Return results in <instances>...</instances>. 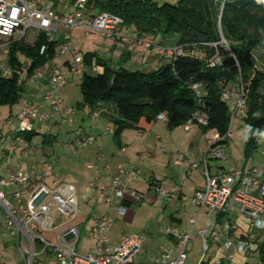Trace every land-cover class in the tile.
<instances>
[{"label":"built area","instance_id":"built-area-1","mask_svg":"<svg viewBox=\"0 0 264 264\" xmlns=\"http://www.w3.org/2000/svg\"><path fill=\"white\" fill-rule=\"evenodd\" d=\"M86 0H73L71 13L58 15L52 1L42 0H0V76L10 77L12 70L7 66L6 60L9 45L20 41L32 44L40 33L46 35L48 42L56 40L59 26L65 28L62 45L56 54L63 56L69 54L72 60L64 69L54 61L50 62L48 69L49 89L42 100L50 108V113H41L38 107L26 102L22 107L8 114L5 118L0 113V133L3 126H7L8 140L21 146L22 156L29 157L36 154L37 149L31 144L28 135L33 132L35 122L46 121L52 114H58L65 121L71 118L75 110L63 104L60 89L67 84L70 75L81 76L83 61L79 51L72 47L71 34L79 29L87 33H97L111 40H120L127 44L129 51L133 50L130 39L116 36L115 30L123 25V20L106 12L86 20L83 9ZM30 36L33 41H30ZM144 47L152 55H160L171 63L181 56L180 47H165L160 44L143 42ZM46 52V45H42L39 54ZM209 67L220 64L218 55L207 60ZM19 73V72H18ZM34 74L27 79L24 71H20L18 84L28 80H37ZM240 90L229 89L221 93V99L227 103L231 113V121L243 118L245 115L244 93ZM191 89L199 93L200 85L193 84ZM91 119L99 118L97 112H90ZM165 114H159L156 120L166 121ZM206 117L195 115L182 126L184 131H189L192 126H205ZM229 135V130L227 136ZM79 143L91 142L92 136L76 134ZM215 140L207 149V157L213 160H226L224 153V137L212 135ZM1 147V146H0ZM6 158L4 149L0 148V160ZM179 160H187L191 168H196V163L184 155H178ZM41 163H44L42 160ZM203 174L205 185L203 189L194 193L192 202L199 212L221 213L236 211L249 220L251 229L264 231V179L257 176L256 170H247L242 167L233 168L227 172L218 171L211 173L208 168L207 158L203 160ZM134 168L129 172L133 175ZM121 174L125 172L120 171ZM53 178L48 186L44 180ZM100 186L106 194L105 205L111 207L113 199L119 201L118 213L124 215L126 205L139 201V196L134 190L124 187L119 177L114 178L108 186L102 183H89V188ZM15 187L6 192L5 189ZM173 188L165 191L156 188L161 196L170 197L176 193ZM9 196H11L9 198ZM80 208L76 188L73 184L60 177H53L52 166L45 165L40 173L30 170L28 173L17 171L8 176L0 175V220L3 234H8L14 239L24 264H34L37 258L46 260L48 264H132L135 256L142 253L143 238L139 234L122 235L114 244L108 242L107 234L113 223L112 218L106 214L93 220L90 233L94 240V252L86 254L77 251L81 231L79 229ZM195 219L189 220L192 227ZM227 231V229H226ZM165 234L176 241L174 249L163 251L153 264H185L187 260L186 247L192 239L191 233L181 234L174 226L165 229ZM222 231L213 228L198 231L201 238V254L197 264H228L235 254L254 253L258 244L253 242V237L236 242L226 239L223 242L225 257L221 260L210 258V241H215L221 236Z\"/></svg>","mask_w":264,"mask_h":264},{"label":"trees","instance_id":"trees-1","mask_svg":"<svg viewBox=\"0 0 264 264\" xmlns=\"http://www.w3.org/2000/svg\"><path fill=\"white\" fill-rule=\"evenodd\" d=\"M68 3L72 5L73 0ZM82 12L86 20L103 12L116 15L139 37L176 36V47L182 49L181 56L171 63L149 72L112 68L95 52L82 56L81 102L77 108L93 110L103 103L111 104L113 138L125 130H141V119L152 123L159 114L166 115L169 130L200 115L207 119L205 126H199L203 133L213 130L224 137L225 144L230 112L221 93L239 91L242 86V121L249 132L244 159L257 151L264 135V0H177L175 4H159L157 0H86ZM46 39L40 33L33 45L20 41L9 45L6 64L13 73L10 77L0 76V107H7L8 114L25 92V83L18 84L20 71L30 79L56 57L60 40ZM42 45H46V52L40 55ZM215 55L220 64L209 67L207 60ZM97 67L102 71L94 72ZM193 84L200 85L198 94L191 89ZM33 136L30 133L27 137L30 140ZM47 136L43 135V145L54 141ZM258 250L260 263L264 264V241Z\"/></svg>","mask_w":264,"mask_h":264},{"label":"crops","instance_id":"crops-1","mask_svg":"<svg viewBox=\"0 0 264 264\" xmlns=\"http://www.w3.org/2000/svg\"><path fill=\"white\" fill-rule=\"evenodd\" d=\"M69 14V13H68ZM62 15V14H60ZM66 15V14H65ZM130 43L133 46V50L129 51L127 48V44L116 39L113 40L114 44L117 42H121L126 45V50L135 60L137 59L140 61L142 66L141 71L149 72L156 70L162 64L168 63L169 61L164 59L160 55H152L143 45V41H146L145 38L137 36L136 40L131 38ZM162 39L160 42L156 44H160L165 47H176V38L174 40H169L166 45H163ZM155 43V42H154ZM96 54L97 51L94 50ZM100 54H98L99 56ZM64 56V55H63ZM145 57H147V61L144 62ZM63 65L66 61V58L63 59ZM153 69V70H152ZM130 70V69H128ZM94 72H101V68L97 67L93 69ZM78 77L80 82V76L78 75H70L68 76L67 80L71 81L74 78ZM39 84L34 85L32 91L33 93L28 95L29 99L26 102H31L38 107V111L41 113H50V108L47 104H45L42 100L43 96L47 93L49 89V75L48 73L43 76L41 79H37ZM68 84V83H67ZM67 84L63 86L58 94L61 96L63 91L67 90ZM63 100V99H62ZM65 101V99H64ZM63 104L71 109H74L75 112L71 116L70 119L65 121L61 118L58 114H52L46 121L43 122H35L34 130L32 134L35 135H49L47 136L48 139L52 140L54 137L48 133L47 129L49 128L50 131L59 127L60 124H73L77 119L81 120L82 122L85 118L89 116L90 112H97L99 114V118L96 120L91 119L92 123V131L95 132L94 140L91 142L86 143H79L76 136H75V144L80 148V152L75 149V153H80V156L75 159H71L69 165L70 169V180L71 183L76 188L78 204L80 208V219H79V229L82 231L84 227L89 226L92 224L93 220L98 219L106 214H108L112 220L120 218L124 219L125 217H129L131 213V208L133 205H137L140 203L147 204L154 208L155 212L156 208H162L170 206L174 212H171L168 216L169 218V226H174L178 229L181 234L191 233V236L196 230V234L198 235V231L202 228L206 230H210L213 228H217L222 231L223 234L215 240L210 241V258L211 260L213 257L218 259H223L227 254L225 250H223V242L226 239H230L233 242L239 240L248 239L249 236L253 237V242L260 245L262 241H264V231H256L250 228L249 220L245 217L241 216L236 211H225L221 213H207L206 211H201L197 209V207L193 204L192 199L194 193L198 190L203 189L205 185L204 174H203V160L206 157L208 162V168L211 173H215L218 171L227 172L231 168H225V166L218 165L217 163H213L210 165V157H207V149L204 151L202 157L198 160L192 159L194 163H196V168H191L187 160H179L178 154L176 159L173 161V168H179L182 166L184 169L183 173L180 176V186L179 183H172L171 175L165 172L169 168L170 159L167 158V163H164L158 156H156L157 150L159 152H164L165 146L160 143V137L158 135H154V124L156 120L152 123H146L143 119H141L138 123V127L141 130H125L121 133L118 138H113L108 135L110 130L112 129V125L110 122V117L113 114L112 107L107 106L106 104L99 105L94 107L93 110L86 109H78L77 105L81 102L77 101L76 107H71L68 105L67 101ZM80 110V111H78ZM78 111V112H77ZM9 112V111H8ZM81 112V114L79 113ZM243 120V118H241ZM165 123V122H164ZM147 124V125H146ZM37 126V127H36ZM198 126V125H197ZM153 127V129H152ZM199 127V126H198ZM110 128V129H109ZM200 131L202 132L203 137L205 136L202 129L199 127ZM191 131V129L189 130ZM189 131H185L188 133ZM128 132H134L130 134ZM215 132V131H214ZM41 133V134H40ZM216 133V132H215ZM217 134V133H216ZM76 135V134H75ZM88 135V134H86ZM230 135V132H229ZM228 135V136H229ZM91 136V135H89ZM227 136V137H228ZM32 142V137H31ZM53 143V142H52ZM70 147L69 145H67ZM227 146V139L225 143V147ZM36 152L37 158L39 159V155ZM44 157L40 158L44 161V166L49 164L52 166V158L50 154H42ZM261 155H264V148L261 150ZM150 157V159L145 162L146 158ZM147 163V164H146ZM42 164V165H43ZM43 166V167H44ZM144 166H148V175H144L142 168ZM41 167V169L43 168ZM134 168L133 175H130V171ZM245 168V167H242ZM40 167H33L35 173L41 172ZM246 169V168H245ZM123 170L125 173L121 174L120 171ZM170 170V169H168ZM194 170V172H193ZM247 170H256L257 176L260 179H264V163L262 165H256L253 167H249ZM172 172V170H170ZM182 171V170H181ZM17 172V169L10 167L5 159L0 160V175L5 177L11 173ZM53 177H58L54 174V167L52 166ZM193 173L194 180L193 184L186 187L187 196L183 193V187L185 185V181L187 180L188 174ZM143 175V176H142ZM119 177L121 182L123 183L124 187L127 189L134 190L136 194L139 196V201L137 202H130L126 205V211L124 215H120L118 213V204L119 201L113 199V203L111 207H107L105 205L106 194L102 191L100 186L89 188V183H102L103 186H108L111 181ZM62 178V177H60ZM63 179V178H62ZM53 178H48L44 180V182L50 186ZM66 181L65 179H63ZM67 182V181H66ZM156 188L169 191L173 188H176L177 191L170 197L161 196L158 192H156ZM173 200L179 201L180 208H176L175 202ZM171 202L174 203L175 206L171 205ZM190 203L196 209V211L190 215L186 221L185 225H183V219L180 216L181 211L187 208V204ZM169 204V205H168ZM183 204L184 208L181 207ZM114 214V218L112 217ZM191 218L195 219V225L192 227L190 225L189 220ZM112 227V225H111ZM110 227V229H111ZM168 228V227H167ZM181 228L182 230H180ZM227 229V231H226ZM110 231V230H109ZM129 234H137V233H129ZM122 235L125 234L123 231H119L117 235L110 236L111 238L108 239L110 244L116 243ZM166 235V234H165ZM168 240H170L176 246V241L166 235ZM199 236V235H198ZM246 237V238H244ZM144 246V243H143ZM200 246H201V238H200ZM163 251H161L162 253ZM143 253V250H142ZM141 253V254H142ZM140 255V254H139ZM256 255L260 261L259 250L254 253H248L245 255L242 254H235L233 260L229 262L230 264H248L247 263V256ZM138 256V255H137ZM134 259V258H133ZM226 264L228 261L225 260ZM133 264V260H132Z\"/></svg>","mask_w":264,"mask_h":264},{"label":"rangeland","instance_id":"rangeland-1","mask_svg":"<svg viewBox=\"0 0 264 264\" xmlns=\"http://www.w3.org/2000/svg\"><path fill=\"white\" fill-rule=\"evenodd\" d=\"M42 1H52L58 15H65L71 13L73 10V7L68 3V0ZM157 1L159 4H162L164 2L175 4L177 2V0ZM65 32V28L59 26L58 33L55 35L56 39L60 40L57 49L62 45V40ZM115 35L131 38L133 40H136L135 38H137V35L133 31V28L127 27L125 25L117 27L115 30ZM71 37L72 47L77 49L81 56H83L87 52H94L95 50L98 52V54H100L99 56L103 60L109 62L112 68L117 69L119 67H122L127 70L130 69V71H141L142 69L140 61H138L137 59L135 60L132 56H129L130 54L126 50V45L121 42H117V44H114L113 40L109 38L100 36L97 33H87L82 29L74 31L71 34ZM143 38L151 43H158L162 39L163 45H166L169 40H174L176 36L146 35L143 36ZM29 39L30 41H33L32 36H30ZM64 58H66L68 61L72 60L69 54H65L64 56H60L57 54L53 61L59 67L64 69ZM145 59L146 60H144V62L147 61V57H145ZM49 67L50 62L36 71L37 77L39 79L43 78V76L48 73ZM67 83V90L63 91V93L61 94V98L63 99V101L65 99L69 106L76 107L77 101L80 102L81 100V94L79 91V79L78 77H76L74 78V80H67ZM36 84H39L37 80H28L25 83V92L23 93L19 104L11 108L12 112H14L17 108L22 107L26 103V101L29 99L28 95L33 93V89L31 88H33L34 85L36 86ZM104 104L109 107L112 106L109 103ZM8 111L9 109L7 107H0L1 117L5 118L8 115ZM79 113L81 114V112ZM152 125L154 127V135H158L161 138L160 143L165 146L164 152H159L157 150L156 156H158L164 163H167V158L170 159L171 163L168 169L172 170V172L168 169L165 170V172L171 175L172 183H179L180 186L181 184L179 179L181 174L184 172V169L182 168V166L179 168H173L172 163L174 159H176V156L178 154H182L185 157L195 159L198 162L206 148H208L215 142V140L211 139V136L215 135L216 133L213 130H208L203 137L202 132L197 125L192 126L191 131H189L188 133L183 130L182 126L169 130L166 126V121H156ZM91 126V119L88 116L83 122L77 119L73 124H60L59 127L53 129L52 131H50L49 128L47 129V134L50 133L54 137V141L53 143H51V145H43L42 135L33 136L31 144L38 150L37 154L40 158L44 157L40 152H42V154L44 155H51V163L54 167V174H56L58 177H62L67 182H72L70 180V176L72 174H70L69 167L71 166L69 165V163L71 159H75L80 156V153H75V149L80 152V148L75 144V134H88L95 137V132L92 131ZM7 128V126H3L0 133V148L5 150L6 163L10 167L17 169V171H21L23 173H28L33 167L37 166L41 169V167L44 166V164L41 163L42 159L40 161V158L38 159L36 155H31L29 157L22 156V147L8 140L9 137H7ZM228 130L230 132V135L227 137V146L224 148L226 160H211L210 165L213 163H217L218 165L225 166L226 169L231 167H245L246 169H248L249 167L256 166L257 164L260 166L262 165V163H264V155H261L260 153L262 148H264V135L261 136L260 141L258 142L257 151L254 152L249 159L245 160L243 156V150L249 133L247 126L238 117H235L231 121L230 113ZM128 133L133 134L134 132ZM111 134L112 129L110 130V133L108 135L111 137ZM67 145H69L70 147H68ZM148 159H150L149 156L148 158H146L145 162H147ZM142 170H144L143 174L145 172L144 175L147 176L148 166H144ZM193 180L194 175L191 172L188 174L187 180L185 181V185L183 187V193L186 196L188 195L186 193V187L193 184ZM13 189H15V187L7 188L5 189V191L8 193ZM10 197L11 196H9V198ZM173 201L175 202L176 208H180V202L177 200ZM171 205L175 206L173 202H171ZM181 207L184 208L183 204H181ZM186 207L187 208H185L180 213V216L183 219V225H185L186 219L196 211L195 207L190 203H188ZM130 211L131 213L128 218L125 217L124 219H114L107 237L109 239L111 238L110 236H115L119 231H123L125 234L137 233L143 238V253L134 257L133 264H153V261L161 254V251H165L168 249L175 250V244L168 240L167 236L165 235V229L167 227H170L168 216L171 212H174L170 206L156 208V213L153 207L144 203H140L137 205H133V208H131ZM112 217L114 218V214H112ZM90 227L91 225L84 227L82 231L80 230L81 235L79 243L77 245V251L83 254L94 252V240L90 233ZM179 229L182 230L181 228ZM200 254V237L196 234V230H194L192 239L189 241L186 247L187 260L185 264H197ZM246 258L248 264H261L256 255L247 256ZM0 264H24L22 255L19 252L14 239H12L7 233H2L1 220ZM34 264L48 263L42 258H37ZM224 264H226V262H224Z\"/></svg>","mask_w":264,"mask_h":264},{"label":"water","instance_id":"water-1","mask_svg":"<svg viewBox=\"0 0 264 264\" xmlns=\"http://www.w3.org/2000/svg\"><path fill=\"white\" fill-rule=\"evenodd\" d=\"M223 43L225 44V41Z\"/></svg>","mask_w":264,"mask_h":264}]
</instances>
